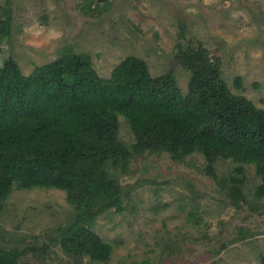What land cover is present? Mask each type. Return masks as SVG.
<instances>
[{
	"label": "rangeland",
	"instance_id": "obj_1",
	"mask_svg": "<svg viewBox=\"0 0 264 264\" xmlns=\"http://www.w3.org/2000/svg\"><path fill=\"white\" fill-rule=\"evenodd\" d=\"M199 43L219 58L229 90L264 109V0H0V63L12 58L25 75L72 50L107 78L137 55L152 76L172 73L185 92L190 73L174 55ZM119 122L118 137L130 145L133 134L123 117ZM205 163L197 152L181 161L145 151L129 158L127 172L107 168L124 209L95 218L93 230L112 245L106 263L74 261L48 243L73 215L54 188L14 185L0 212V243L23 252L24 264H260L264 200L252 195L260 182L254 166L244 165L247 201L236 207L225 196L236 162L219 159L217 179ZM32 247L36 254L25 252Z\"/></svg>",
	"mask_w": 264,
	"mask_h": 264
},
{
	"label": "trees",
	"instance_id": "obj_2",
	"mask_svg": "<svg viewBox=\"0 0 264 264\" xmlns=\"http://www.w3.org/2000/svg\"><path fill=\"white\" fill-rule=\"evenodd\" d=\"M174 56L190 73L185 92L172 73L165 80L152 76L137 55L120 60L107 78L72 50L28 75L12 58L3 60L0 212L14 185L61 190L73 215L53 229L48 243L60 245L74 261L87 257L91 263H106L112 245L93 230L95 218L124 209L120 186L107 168L127 172L133 154L165 151L182 161L197 152L213 179L216 162L231 159L237 165L225 196L236 207L247 201L241 183L244 165H253L260 182L252 195L264 200V109L229 90L219 58L200 43L179 47ZM235 85L242 87L240 76ZM119 117L133 134L130 145L118 137ZM23 254L0 243V264H24Z\"/></svg>",
	"mask_w": 264,
	"mask_h": 264
}]
</instances>
